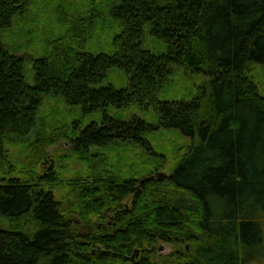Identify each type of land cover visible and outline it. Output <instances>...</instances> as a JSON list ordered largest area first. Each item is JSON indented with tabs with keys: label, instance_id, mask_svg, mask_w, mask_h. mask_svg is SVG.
Instances as JSON below:
<instances>
[{
	"label": "trees",
	"instance_id": "1",
	"mask_svg": "<svg viewBox=\"0 0 264 264\" xmlns=\"http://www.w3.org/2000/svg\"><path fill=\"white\" fill-rule=\"evenodd\" d=\"M35 5L0 0V264L264 259V94L250 75L264 68V0L59 2L34 56L10 36ZM177 73L204 78L191 98L163 97ZM133 106L154 120L120 113ZM160 130L190 140L167 176L109 162L123 146L155 156ZM10 145L30 151L27 172ZM53 159L86 168L66 175ZM159 241L193 248L152 262Z\"/></svg>",
	"mask_w": 264,
	"mask_h": 264
},
{
	"label": "rangeland",
	"instance_id": "2",
	"mask_svg": "<svg viewBox=\"0 0 264 264\" xmlns=\"http://www.w3.org/2000/svg\"><path fill=\"white\" fill-rule=\"evenodd\" d=\"M65 1H73L74 5H79L84 2V0H35L36 5L32 8V12L35 13V16L31 25H23V29L21 31L16 30L15 28L16 33H14L15 31L11 32L10 38L12 44L15 48H19L21 50L19 53L23 54L24 52H28V54L31 53L35 56L37 53L42 52L44 49L43 44L49 37H52L51 33H55L57 29H59V26L54 24L56 17V13L54 11L57 8L56 4L59 2L63 3ZM55 34H57V32ZM250 75H252L256 80V87H258L259 92L264 94V68L260 66H251ZM203 81L204 78L202 76H185L181 73H177L164 88L163 97L169 99L191 98L192 94L197 91L199 84ZM53 105H55V103L52 101L46 103L43 107L44 114H48V110ZM58 112H61L62 115H67V117H71L72 114L69 112L68 108L61 105ZM120 113L127 118H130L132 115H137L141 118L143 117L144 119L149 120H154L156 115L154 110L151 108L145 110L142 107L139 108L137 106L130 107L128 110ZM73 114L75 116L77 113L75 112ZM51 118L61 121V117L57 113ZM151 139L153 145L152 148L154 150L153 153L155 156L149 151L133 145L123 146L120 148L117 147V149H119L118 151L113 150L108 152L107 156L109 157V162L113 163L116 167L123 168L127 177L135 176L145 180L146 177H150L151 175L154 177L161 175L167 176L170 173V170L176 165V163H178V157L181 154L180 151L182 150V147L184 145H188L190 140L188 141L183 135L172 130H160L159 132H156V134ZM8 149L13 164L17 166L18 171L26 169L25 172H27L32 166L28 165L30 151L19 145H10ZM57 151L59 152L58 146L56 145H52L48 149V153L51 154V157L58 153ZM53 164L56 165V170H59V172H64L66 175H75L78 171L83 172V170L86 168L85 163H78L77 161L67 159L62 163L63 167L57 164L56 160L54 161V159ZM56 190H58L60 193H64L65 191L62 189ZM1 220L3 221V219ZM147 248L149 247L147 246ZM150 248L154 253L151 257V261L155 262L160 260V258L168 257L172 254L176 255L182 250L191 251L193 246L189 243L175 245L174 243H165L159 241V243L153 246V248ZM148 251L149 249L146 251V253H148ZM245 264H264V259L248 261V263Z\"/></svg>",
	"mask_w": 264,
	"mask_h": 264
}]
</instances>
